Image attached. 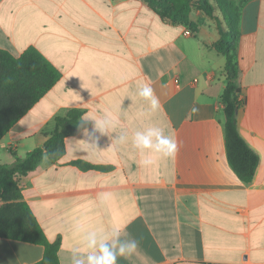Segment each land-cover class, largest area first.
Listing matches in <instances>:
<instances>
[{
    "label": "crops",
    "instance_id": "1",
    "mask_svg": "<svg viewBox=\"0 0 264 264\" xmlns=\"http://www.w3.org/2000/svg\"><path fill=\"white\" fill-rule=\"evenodd\" d=\"M189 23L163 18L145 0H0V50L18 57L33 47L60 73L0 137V163L42 146L70 109L117 120L108 135L89 122L65 138L60 159L44 157L18 177L47 239L59 241V264L83 249L77 225L104 233L119 226L122 239H136L117 264H264V0L238 10L237 127L258 156L249 183L226 156V57L215 48L216 22L198 10ZM145 84L160 102L155 112L135 95ZM153 126L176 141L173 157L144 168L130 140L113 147L121 131ZM78 160L108 168L81 169ZM43 253L0 237V264H33Z\"/></svg>",
    "mask_w": 264,
    "mask_h": 264
},
{
    "label": "trees",
    "instance_id": "2",
    "mask_svg": "<svg viewBox=\"0 0 264 264\" xmlns=\"http://www.w3.org/2000/svg\"><path fill=\"white\" fill-rule=\"evenodd\" d=\"M191 0H174L170 13L156 10L160 16L174 23H189ZM245 0L240 1L233 10H227L225 2L220 6V18H215L220 34L215 44L218 52L226 57V83L221 94L224 112V136L228 163L236 175L249 183L258 164V156L241 137L237 127V111L242 105L241 89L238 84L236 62L238 30V10ZM205 11L213 16V9ZM193 27V23H189ZM225 27H224V26ZM58 70L35 48L30 47L18 57L0 50V137L40 99L58 80ZM82 111L70 109L64 116L55 118V128L42 146L28 151L23 157H16L11 164L0 163V237L16 239L44 247L42 258L33 264H59V241L50 242L33 212L24 201L18 186V177L26 175L47 157L57 161L65 151L64 140L82 130ZM81 169H106L78 160L73 162Z\"/></svg>",
    "mask_w": 264,
    "mask_h": 264
},
{
    "label": "clouds",
    "instance_id": "3",
    "mask_svg": "<svg viewBox=\"0 0 264 264\" xmlns=\"http://www.w3.org/2000/svg\"><path fill=\"white\" fill-rule=\"evenodd\" d=\"M135 95L147 101L149 110L152 112L160 107L158 98L148 84L139 86ZM81 122L82 124L92 122L93 133L101 135H108L117 128V120L110 112L82 117ZM83 133L89 137L92 136L86 130ZM95 139L98 137L93 138L90 144H95ZM129 140L132 148L139 151L141 156L139 164L144 168L154 166L157 162L156 157L171 158L177 151L176 141L165 135L163 129L155 126L135 130L130 136L126 131H121L113 141V147L128 143ZM108 198L107 195L101 197V203H104ZM75 231L81 234L83 249L72 253L71 264H117L118 258L127 257L138 248L136 239L121 238L119 226L113 228L110 233L84 230L79 225L76 226Z\"/></svg>",
    "mask_w": 264,
    "mask_h": 264
},
{
    "label": "rangeland",
    "instance_id": "4",
    "mask_svg": "<svg viewBox=\"0 0 264 264\" xmlns=\"http://www.w3.org/2000/svg\"><path fill=\"white\" fill-rule=\"evenodd\" d=\"M150 6L155 8L156 10L168 14L172 11L174 6V0H145ZM242 0H191V11L196 12L198 10H201L206 16L213 19L216 22L215 18H222L220 15L219 8L223 5V2H225V6L227 7V10H233V8L240 3ZM208 6L213 9V16H209L206 13V9ZM190 14V13H189ZM224 26V25H223ZM225 27V26H224Z\"/></svg>",
    "mask_w": 264,
    "mask_h": 264
},
{
    "label": "built area",
    "instance_id": "5",
    "mask_svg": "<svg viewBox=\"0 0 264 264\" xmlns=\"http://www.w3.org/2000/svg\"><path fill=\"white\" fill-rule=\"evenodd\" d=\"M185 32H186L187 34H192V33H193V31H192L190 28H186Z\"/></svg>",
    "mask_w": 264,
    "mask_h": 264
}]
</instances>
